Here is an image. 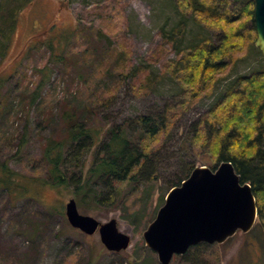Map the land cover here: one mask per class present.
I'll list each match as a JSON object with an SVG mask.
<instances>
[{"label": "rangeland", "instance_id": "obj_1", "mask_svg": "<svg viewBox=\"0 0 264 264\" xmlns=\"http://www.w3.org/2000/svg\"><path fill=\"white\" fill-rule=\"evenodd\" d=\"M17 15L16 29L0 62V73L9 75L1 91L0 162L18 174L22 187H0V264H160L156 253L145 246L142 232L164 203L169 184L181 178L183 164L213 169L208 156L192 150L184 138L209 106L223 98L226 84L264 64L262 53L251 47L230 77L180 115L162 143L157 185L150 183L144 192H136L133 185L114 206L95 208L88 201L93 210L78 207L80 213L102 223L117 219L119 230L129 234L128 248L112 252L104 248L98 232L87 235L68 224L64 206L74 198L70 187L40 185V178L46 176L39 162L41 146L45 137L60 133L59 113L65 102L73 104L82 117L111 126L137 115L156 116L174 100L179 87L170 76H161L149 91L138 95L130 78H119V70L124 62L129 68L148 64L158 75L162 63L175 60L176 48L162 32L174 27L180 14L174 0H31ZM185 19L180 47L196 43L199 37L218 42L219 33L198 27L189 15ZM103 25L113 28L114 34L108 37L112 45L126 41V60L117 61V52L104 59L108 41L97 34ZM62 31L73 36L59 45L54 34ZM48 39L64 48L63 60L53 58L42 43ZM110 88L116 90L111 103L97 106L99 92ZM33 96L37 98L31 103ZM85 105L92 114L86 112ZM95 150L87 156V166ZM202 251L194 256L174 255L170 264H194L197 255L205 264H264V230L252 235L236 232L230 240L209 244Z\"/></svg>", "mask_w": 264, "mask_h": 264}, {"label": "trees", "instance_id": "obj_2", "mask_svg": "<svg viewBox=\"0 0 264 264\" xmlns=\"http://www.w3.org/2000/svg\"><path fill=\"white\" fill-rule=\"evenodd\" d=\"M30 1L0 0V62L8 51L16 29L17 14ZM174 2L181 20L162 32V36L175 46L177 58L162 63V71L158 75L151 72L148 64L129 68L124 62L119 70V78H130L131 87L138 95L149 91L161 76H170L179 87L174 100L165 104L156 116L137 115L111 126L97 123V120L92 122L82 117L70 102L63 103L64 108L59 113L60 133L45 137L41 146L39 162L43 163L46 176L40 178V185L55 189L70 187L76 205L93 210L92 207L114 206L118 198L133 185L136 192H144L151 184H158L159 154L166 135L184 111L202 97L210 96L218 82L230 77L236 63L248 55L256 40L253 0ZM188 15L198 27L219 33L218 42L199 37L196 43L180 47L179 41L185 35V18ZM112 29L103 25L97 31L100 39L106 38L108 41L104 59L109 60L117 52V61L122 58L126 60L129 56L128 45L126 41L112 45L108 38L114 34ZM54 35L60 41L59 45L63 41L67 43L73 36L72 32L66 31ZM42 43L50 49L53 58L64 59V48H57L52 39ZM56 50H60V53H54ZM7 78L9 75L6 77L0 73V104L1 91ZM226 85L223 98L214 101L198 122L191 126L184 143L192 150L205 153L207 163L213 169L219 162L230 161L241 179L250 184L258 210L253 228L246 233L252 235L264 230V64L236 76ZM99 93L97 103H100L97 106L105 107L111 103L116 90L110 88ZM35 98L33 96L31 103ZM84 109L93 113L87 105ZM93 148L96 150L87 166L86 158ZM194 166L190 162L183 164L181 178L169 184L168 190L180 184ZM17 175L6 162H0V187L7 190L22 187L17 182ZM88 201H92V207ZM208 246L197 243L190 246L182 257L188 254L194 256L202 250L205 252ZM192 262L205 264V259L197 255Z\"/></svg>", "mask_w": 264, "mask_h": 264}, {"label": "water", "instance_id": "obj_3", "mask_svg": "<svg viewBox=\"0 0 264 264\" xmlns=\"http://www.w3.org/2000/svg\"><path fill=\"white\" fill-rule=\"evenodd\" d=\"M254 46L264 57V0H253ZM155 218L142 232L145 246L152 249L160 264H170L174 255H183L197 243L220 244L236 232H249L258 210L252 187L241 179L230 161L211 169L194 166L183 181L172 186ZM68 224L87 235L98 232L105 249L119 252L131 238L117 227V219L104 223L80 213L74 198L65 204Z\"/></svg>", "mask_w": 264, "mask_h": 264}]
</instances>
